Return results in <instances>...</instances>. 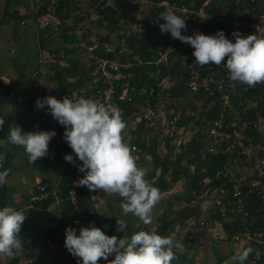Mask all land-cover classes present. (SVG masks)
<instances>
[{
    "label": "trees",
    "instance_id": "16d2710c",
    "mask_svg": "<svg viewBox=\"0 0 264 264\" xmlns=\"http://www.w3.org/2000/svg\"><path fill=\"white\" fill-rule=\"evenodd\" d=\"M1 1L4 2L3 0ZM96 1L97 3L93 5L97 14L96 26L105 29L108 33L115 32L117 35L119 34L118 36H120L121 41L126 44V48L116 46L112 51L103 48L104 44L109 43L108 36L102 37L100 42L96 45L89 43L90 41L86 39L84 42L86 46L83 48L89 53L90 66L85 67L81 64L78 57L75 58L77 50L81 47L83 40L77 32L80 20L78 17H74V21L69 27L64 23L70 16L74 0H59L58 5L54 8L52 20L56 23L57 35L62 42V47L48 51L51 55L54 53L56 54V60L55 63L48 66V71L46 74H43V76L45 80L51 84V95L61 100V102L64 97L71 96L73 92L84 98L95 99L94 96L97 91L100 92V95H103L109 86V82L98 70L96 61L98 59H114V52L119 56L118 62L120 66L118 70L108 69L112 77L110 82L114 89L109 97L108 105L118 107L123 114L122 118L124 121L131 116L139 117L140 123L135 131L136 137L129 145H136L141 150V156L144 151L148 157H151L150 162L152 170L148 174V179H154L150 183L154 187H157L160 192L169 190L177 182L183 183L186 187V192L184 194L177 195L178 197L175 195L173 197L176 199V202L182 201L186 203V205L180 207L174 213H171L170 218L165 217L163 220L164 222L159 227V234L165 236L175 225L178 224L181 227H185L189 219L195 218L200 214L201 210L199 205L193 207L188 206V203L193 198L191 195L192 191L198 194L207 189L206 193L210 194L213 190L221 186L230 188L228 181L222 178L220 171L223 170L227 162H231L236 158L237 151H239V153H244L247 148H254L264 140V135L260 129L253 128L251 125L254 122H259L261 119L264 120V83H259L255 87L249 88L247 85L237 82L238 85L232 94V99L234 101L253 103L252 107L241 116L242 121L246 122L248 125L242 128L241 124L238 123L237 126L233 127V125H231V118L228 117L223 120V129L230 137L234 136L237 132L241 133L242 141L241 145H238L240 148L237 147V151L233 150L231 154L220 153L210 157L205 150V130L208 124L218 117L219 107L217 103L211 104L212 99L206 96L202 91H198L193 95L190 94L185 85L188 70L186 66H182L179 60H176V57L180 53L179 50L176 49L179 40L173 39L171 36L167 38L162 35L161 45H159V43L151 41L147 37H136V35L132 34L130 31L127 33L125 30L123 31V27L119 23V15L112 9L113 7L107 5L105 2L100 3L98 0ZM155 2H163L168 8L170 6H184L189 10H197L202 4V0H155ZM262 2H264V0H228L227 7L222 6V8L219 9L215 4H212L207 9V12L210 15H216L222 11H226L228 17H233L241 11L243 14L239 15L242 18L252 19L254 17L253 14L256 13L254 8L261 5ZM9 3L10 0H5L0 13V41L1 35L5 34V31H10L12 35L15 34V36H19L16 32L18 26L14 24L15 22H19L23 25L26 23L25 27L27 29L25 32L28 33V35H30L29 31L35 30V26L38 27L35 32L36 42L40 50H47L46 45L50 43L47 38L55 32V29L51 22L46 23L44 21L40 24L38 21L39 19L45 20L48 18L47 1L32 0V9L24 13H20L18 10L9 13ZM121 3L124 6H132L122 1ZM241 4L244 5L243 10L240 9ZM155 8H158L157 10L160 13H163V11L167 9L165 6H156ZM174 12L178 16H182L177 10H174ZM183 18L187 21L186 26L188 30L189 26L192 24V15ZM187 30L183 35L186 34ZM219 31H223L225 37L230 41L235 40L229 30V25L214 18L208 19L202 25L200 33L212 36ZM26 38L23 39L26 41ZM0 45L3 46V43ZM88 46H93L92 51L87 50ZM166 50H170L167 61L156 64L159 59L158 53H164ZM191 52H194V49L191 50ZM129 53L131 54L130 56L134 58L137 57L141 63L137 64L134 60H128L126 55H129ZM193 58L195 59L194 56ZM224 63H226V59ZM224 63L219 66L210 63L205 66H199L198 70L203 78L205 76H211L212 79L217 80L219 78L217 72L222 66H225ZM126 64H131V66L126 68ZM36 70L39 72L38 68ZM167 79L172 85L170 89H168V93L167 91L165 93V89H162V84ZM125 84H127V88L124 87ZM140 88H143L144 93H138ZM12 90L11 87L5 86L0 78V118L5 119L3 106L6 104L9 93L12 92ZM150 90H152L151 95H149ZM48 92L49 90L35 87L33 93L29 91L28 95L30 97L37 96L39 99H43ZM164 93L169 96L168 109L177 110V113H179V118L176 122L177 129H186L189 127L191 130L197 129L198 132V135L187 143H179L178 152H175V147H177L175 144L177 142L171 145L176 135L174 137L165 135L163 137L164 140L160 139V136H157L149 143L145 141L143 135L141 136L142 131L146 133L149 132V130L145 129L142 117L137 115L138 112H141L138 108L139 105L145 108V110L159 109V111L162 112L163 108H165V102L163 100ZM128 98H130V100H128ZM195 99L200 101V108L195 106ZM180 100L182 102L181 107L177 103ZM48 114L50 115L49 111ZM50 131H54L56 135L64 134L65 127L58 124L51 127ZM157 134L159 135V132ZM162 141L164 142V148H166V153L163 156H161L157 150L159 147H162ZM48 150L52 151L57 159H64L66 155H72L74 163L66 166L64 170L60 172L55 186H49L48 191L51 192L54 187H56L58 191L57 194H50L46 199L34 202L32 205L43 209L53 204L57 199L59 200L60 210L58 222L46 233V237L49 239L53 249L51 252H48L46 249V252H48L53 259L50 260V264H66V258L61 250L62 232L68 224L71 223L73 217H75L74 209L67 200V195L79 172L78 167L82 166V162L78 160L73 151L63 149L61 146L56 145L54 138L50 140ZM16 154V145L12 144L9 148H6L4 144L0 145V155L4 156V159L0 160V171H4L5 169L8 170V166L15 158ZM241 158L243 159L245 157L242 155ZM251 159L253 160L254 158L252 157ZM205 176H208L212 181L208 187L202 185ZM166 177H168V179ZM7 179L8 176L6 181ZM37 192L38 191L35 190L34 193ZM89 193L90 190L83 186L76 191L77 205L82 213L80 220L81 223L84 224L83 228L89 227L88 224L92 219V201ZM28 199H30V196ZM8 204L9 197L6 182L0 185V209L8 206ZM22 229L23 226H21V231ZM76 232L77 235H79V229L76 230ZM247 248L250 247H244V250ZM69 258L73 264H79L81 261L80 258L73 257L70 253ZM18 262V255L9 258V264H18Z\"/></svg>",
    "mask_w": 264,
    "mask_h": 264
},
{
    "label": "clouds",
    "instance_id": "9594fccd",
    "mask_svg": "<svg viewBox=\"0 0 264 264\" xmlns=\"http://www.w3.org/2000/svg\"><path fill=\"white\" fill-rule=\"evenodd\" d=\"M165 23L160 24L162 34L170 33L173 39L190 45L194 52L196 65L205 66L224 63L229 72V79L249 88L264 83V29L257 27L256 34L246 38L239 32H233V43L225 37L223 31L215 35L194 33L184 36L181 30H187L185 18L168 8L161 14ZM47 106L52 117L65 127L64 138L75 156L82 162L78 171L83 173L77 186L87 187L90 191H103L108 195L118 194L122 198L120 205L125 215L131 213L145 225L152 223V211L161 199L160 190L147 179V169L138 166V157L124 140L126 122L121 110L116 106L105 105L92 98L78 96L75 92L61 100L53 96L38 99L36 107ZM5 119L0 118V129ZM54 131H37L24 133L15 125L10 129L7 140L0 139V145L11 143L22 146L32 164L48 154L50 140ZM149 160L151 157H147ZM4 156L0 155V160ZM64 159L74 163L72 155ZM9 172L0 171V185L5 184ZM99 196H92L94 206ZM27 219L23 211L5 206L0 209V255L13 257L24 249L20 238L21 226ZM117 231L122 232L127 225L116 220ZM65 248L73 257H78L83 264H98L103 259L108 264H172L177 259L176 250L183 251L184 245L174 236H161L155 231H138L130 237H109L100 228L90 225L80 228L79 235L75 229H66ZM247 248L232 261L239 264L252 253ZM114 255V259L109 260Z\"/></svg>",
    "mask_w": 264,
    "mask_h": 264
},
{
    "label": "built area",
    "instance_id": "2783aa9c",
    "mask_svg": "<svg viewBox=\"0 0 264 264\" xmlns=\"http://www.w3.org/2000/svg\"><path fill=\"white\" fill-rule=\"evenodd\" d=\"M47 1V12L49 13L48 18L44 21L46 23L51 22L53 18V11L55 6L58 5L59 0H46ZM105 0H98V2H103ZM110 1V0H109ZM122 1L124 3H129L130 5H139L146 7H156V6H165L166 4L155 2V0H115ZM255 1V0H251ZM215 0H202L201 6L197 10H189L184 6L174 7L170 6L173 10H177L181 13L183 17L192 15V24L189 26L186 34L184 36H192L194 33H200L202 25L210 18L225 22L229 25V30L231 34L233 32H239L244 38L248 35L256 34L257 27L264 29V2L261 5L256 6L254 9L256 13L253 14L252 19H244L239 14L234 15L233 17H228L226 11H222L216 15H210L207 12V9L214 4ZM221 9V8H219ZM144 19L142 17H137L135 19V26L138 28L144 27ZM129 31H127L128 33ZM264 35V32L258 33ZM234 40V39H233ZM233 43L235 42L232 41ZM93 46H88L87 50L92 51ZM180 53L193 50V48L179 41V44L176 48ZM170 50H166L164 53H158L159 59L156 64L163 63L167 61L168 53ZM134 62L140 64L141 62L135 57ZM98 70L101 75L106 78L109 82L108 88L105 90L103 95H100V92L97 91L95 100L108 105V100L111 94L113 93V85L111 84V74L108 69L118 70L120 66L119 62H115V59H98L97 61ZM131 64H126V68L130 67ZM188 70L185 85L187 86L191 95L202 91L206 96L212 99V103H217L219 107V112L217 118L208 124L206 132V146L205 150L207 155L210 157L216 156L220 153L222 154H231L233 149L227 144L228 136L224 132V122L225 118H231V125L237 126L238 123L241 124V127L244 128L248 124L242 121L241 116L251 107V102L243 101H234L232 99V94L236 90L237 82L231 81L229 79V72L225 66H222L221 69L217 72L219 78L217 80L212 79L211 76H205L204 78L199 73V66L196 65V61L193 57L188 59L186 65ZM165 84L172 85L167 79L164 81ZM163 83V84H164ZM124 87H128L127 84ZM132 90V88H131ZM143 88L138 90V93H144ZM152 94V90L149 91V95ZM98 96V97H97ZM97 97V98H96ZM130 100V98H128ZM163 111L160 112L159 109L152 110L147 109L141 113H137L138 116H141L144 121L145 129L149 131L156 132L161 126L164 119L166 120L167 129L165 135L168 137L177 136L178 129L176 127V122L179 118V113L177 110L170 109L168 112V117L164 114ZM259 122L252 123L253 128H259L261 123ZM54 142L56 145L61 146L63 149L73 151L64 138V134L55 135ZM226 144V145H225ZM241 145V144H240ZM130 147L135 148L133 153L138 157L137 164L141 160V150L136 145H130ZM179 143L175 149V152L179 151ZM244 153L236 152V158L231 162H227L221 172L222 178L226 179L230 185V188H225L221 186L216 188L210 193V202L212 210L215 211L218 215V220L214 221V224L227 223L229 225L233 224V231L230 236H225L223 233L214 235L216 239L223 240L226 244H235L243 243L245 247H250L253 249L249 258L243 262V264H264V140L257 144L254 147V152L251 157L245 160L241 158ZM254 158L253 160L251 158ZM73 164V163H72ZM244 172H247V179L244 177ZM83 173L78 172L71 189L68 191L67 200L74 209L75 217L62 232V243L61 250L66 258V264H73L69 258V252L65 248V239H66V229L72 228L78 230L84 227V224L81 223L82 213L77 205L76 191L78 188L77 184L80 179L83 178ZM211 179L208 176H205L202 181V185L208 187L211 184ZM49 185L39 184L36 188L37 193H33L29 199V203L33 204L46 199L50 194L56 195L57 188L49 192ZM207 189L204 192L196 194L194 191L191 192L193 198L188 203L189 207L195 205L200 206V210H204L205 203L203 198L207 195ZM91 196L94 195V192L90 191ZM56 201L59 202L57 199ZM186 203H182V207ZM207 225V218L202 214H198L195 218L189 219L186 222V228L189 230H200L205 228Z\"/></svg>",
    "mask_w": 264,
    "mask_h": 264
},
{
    "label": "crops",
    "instance_id": "0c3cea01",
    "mask_svg": "<svg viewBox=\"0 0 264 264\" xmlns=\"http://www.w3.org/2000/svg\"><path fill=\"white\" fill-rule=\"evenodd\" d=\"M32 7V0H10L8 11L11 13L18 10L20 13H24L31 10ZM29 32V36H34L36 31L32 30ZM25 33L26 32H24V34ZM3 35L7 36L8 34ZM22 42L25 44L24 41ZM29 43L32 45H27V47L30 50L34 48V52L36 53H33V57H35L36 54L37 59L40 48H35L34 40H30ZM25 48V45L21 44L17 49H0V70H9L11 72L10 75L9 73L3 74L0 71V78L5 86L13 89L12 92L9 93L6 104L3 106L5 125L0 131V139L5 141L7 140L10 129L15 125L20 126L24 133L50 131L51 127H54L46 124L44 121H41V125L37 126L36 120L42 118L45 114L46 116L44 117H48L47 114L49 110L47 106L43 109H38L36 107V102L39 98L30 97L28 95V88L27 91L24 90L26 80L20 81L18 73L16 72L15 74L16 68L24 69V66L28 64V55L24 54ZM27 67L31 68L30 65ZM23 90L25 92H21ZM11 145V143L4 144L6 148H9ZM16 147L17 154L8 166V206L23 211L27 215V219L22 224L23 229L19 234L20 238L24 241V249L18 255V264H50V260L53 259L48 252H51L53 246L46 237V233L58 222L60 202L55 201L48 207L40 209L29 203L28 197H31L39 184L46 183L49 186H55L60 172L72 163L67 162L63 158L57 159L55 154L48 150V154L45 157L29 164V157L24 148L17 145ZM142 158L141 156V159ZM149 163L151 164V162ZM147 177L148 175L146 179L149 182L154 179H148ZM166 178L168 179V177ZM170 189L160 192L161 199L152 211L153 220L149 225H145L138 217L131 213L125 215L120 207L122 198L118 194L110 196L103 191L100 192V190H97L94 192V195H92L99 197L98 201L94 202L96 203L95 206L93 202L91 204L92 219L88 226L94 224L95 227L100 228L109 237L113 235H116L118 238L125 236L130 237L133 233L141 230L155 231L158 235H161L159 234V227L164 222V218H170L171 213H174L182 207L183 203L179 201L172 207L168 206L172 192V189ZM209 198L210 194L205 195L203 198L205 208L200 211V214L203 213L206 218L211 217L213 218L212 220L217 221L218 215L211 209L212 206ZM209 212H211V214H209ZM116 220L124 221L127 228L122 232H118ZM233 229V224H214L213 221L210 225L207 224L205 228L196 231L189 230L186 226L181 227L178 224L175 225L165 236H174L177 241L183 243L184 248L182 252L176 250L177 259L174 260L172 264H239L238 260L232 261L231 258L242 252L245 245L243 243L226 244L223 240H218L214 236L220 233H223L225 236H230ZM46 249L48 252H46ZM111 259H114V255L109 257V260ZM79 264H83L82 260ZM98 264H108V262L101 259L98 261Z\"/></svg>",
    "mask_w": 264,
    "mask_h": 264
},
{
    "label": "rangeland",
    "instance_id": "374dc122",
    "mask_svg": "<svg viewBox=\"0 0 264 264\" xmlns=\"http://www.w3.org/2000/svg\"><path fill=\"white\" fill-rule=\"evenodd\" d=\"M3 1L5 2V0H3ZM4 2H2L0 0V13H1L2 7L4 5ZM103 2H105L107 5H111V7H113L112 9L114 11H116V13L119 15V23L122 25L123 31L124 30L126 32L130 31V32H132V34L136 35V37H147L151 41L159 43V45H161V39L163 38L162 35H164L167 38L171 36L170 33L162 34L160 31L159 25L165 23V21L158 20L161 18V14H162L157 10L158 8L139 6V5L124 6L120 1H115V0H110V1L105 0ZM227 2H228V0H215L214 4L218 8H222V6L227 7ZM94 3H97V1L96 0H74L70 16L64 22L66 24V26L69 27L72 24V22L74 21V17H78L80 20V22L78 23L77 32L81 36V39H83V40H82L81 47L78 48V50H77L75 58L78 57L80 59L81 64H83L85 67L90 66L89 53L83 48L84 46H86V44L84 43L86 39H88L90 41L89 43L96 45L97 43L100 42L102 37L108 36L109 37V43L104 44L103 48H105L107 50H111V51L114 50L116 48V46H122L123 48H126V44L121 41L120 36H118L119 34L117 35V33H115V32L108 33L105 29L98 28L96 26L97 14L95 11V7L93 6ZM240 9L241 10L244 9L243 4H241ZM166 10H164L163 13ZM238 14H243V13L241 11H239ZM137 17H142L145 20L143 28H138L134 25L135 19ZM38 21L40 24H42L44 22L43 19H39ZM185 22L187 23L186 20H185ZM51 23L55 29L54 30L55 32L47 38L50 41V43L46 45L47 50H40V52H38V58L37 59H36V54H35V57H33V53H36V52H34V48H32L31 49L32 51H31L27 47V45L28 46L32 45L31 43H29V40H31V41L34 40L35 48H38V44L36 42V34L34 36H31V37H29L28 33L24 34V32L27 29L25 27L26 23H25V25H23L19 22H15L14 24L16 26H18L17 27L18 30L16 32L19 36L17 37V36H15V34L12 35V32L7 31L5 34H8V35L7 36L6 35L1 36V41H0V44L3 43V46L0 45V49H5V50L9 49V48L17 49V47L20 46L21 44L25 45L26 48H25L24 54L28 55L27 56L28 64L26 63L27 65L24 66V69L18 68V69H22V70H18L16 68L15 74H16V72L18 73V76L20 77V81L26 80V83H25L26 86L24 85L25 91H27V88H28V90L33 93V90L35 89V87H38L39 89L49 90V92L47 93V95L45 97L52 96V95L50 92L51 91V85L45 81L43 74L47 73L48 68H49L48 66L50 64L52 65V63H55V60H56V54L54 53L53 55H51L48 51L59 49L62 47V42L58 38V35H57L56 23L53 22V20H51ZM36 28H38V27L35 26V31H36ZM16 32H14V33H16ZM184 32H185V30L182 29L181 34L183 35ZM29 34H30V32H29ZM84 36H86V37H84ZM23 38H26L27 40L25 41ZM22 41H24L25 44ZM169 41H172V40H169ZM192 53L193 52H191V51L179 53V55L176 57V60H179V62L182 64V66H186L188 63V59L190 57H193ZM130 55H131L130 53H129V55H126V58L128 60L132 61L134 59V57L130 56ZM114 56H115V58H114L115 62L117 63L119 61V56L117 54H115V52H114ZM61 64H64V63L62 62ZM28 65H30L31 68H28L27 67ZM37 68L39 69V72H37V70H36ZM0 71L3 74L9 73L11 75V72L9 70L8 71L0 70ZM170 87H171V85H169V84H165V83L162 84V89L163 90L165 89L164 90L165 93H166V91L168 93V89H170ZM24 90L21 92H25ZM165 93L163 94V97H164L163 100L165 102L164 114H166V117H168V112L170 110L167 107V105L169 103V101H168L169 96ZM193 100H194V98H193ZM177 103L181 107V104H182L181 100ZM252 105H253V103H250L251 107H252ZM176 106H177V104H176ZM195 106L197 108H200V101L198 99H195ZM138 108H139V111H141L140 113H142L145 110V108H142L140 105ZM44 116H46V114ZM44 116L42 118H40V119L38 118L36 120L37 126L41 125V121L42 122L44 121L46 124H48L50 126H56L59 124V122L56 121L52 117L51 114L50 115L47 114L48 117H46V118ZM125 122H126V128L124 130L123 136H124L125 142L129 144L136 137L135 131L137 130V127L140 123V120H139V117L137 118L135 116H131L130 118L126 119ZM166 129H167V125H166V120L164 119L161 126L159 127V129L156 132L149 131V132L143 133V131H142L141 136L142 135L144 136V139L147 143L154 140V138H156L157 136H160V139L164 140L163 137L165 136ZM259 129L264 135V120H262V123H261ZM158 132H159V135L157 134ZM155 134H157V135H155ZM197 135H198L197 129L191 130L189 127L186 129L180 128V129H178V133H177L175 140L173 142H171V145H172V143L174 144L176 142H177L176 146L178 145V143L185 144L188 141H190L191 139L195 138ZM241 141H242V135L240 132H237L236 134H234V136L229 137V139L227 140V143L234 151H237V147L240 148L238 145L241 144ZM157 150L161 156H163L166 153V148H164V142L163 141H162V147H159ZM253 152H254V148H247L244 151V155H243L245 157V160L248 159L249 157H251L253 155ZM142 157L143 158L140 160L139 166L146 168L147 169V175H148L152 170V165L149 163L150 161L147 158L148 156L144 151H143ZM244 177H245V179H247V172H244ZM149 179H151V178H149ZM171 189H172L171 198L168 202V206H170V207H172L173 205H175L177 203L176 199L173 198L175 195L176 196L181 195V194H184L186 192L185 185L183 183H179V182L174 184L171 187ZM209 214H211V212H209ZM212 219L213 218H211V217L207 218V224L208 225H210V223L213 221ZM223 230H224V228H223ZM224 232H225V230H224ZM8 258H10V257L0 255V264H9Z\"/></svg>",
    "mask_w": 264,
    "mask_h": 264
}]
</instances>
